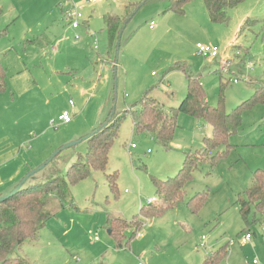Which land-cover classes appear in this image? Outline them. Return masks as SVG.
I'll return each instance as SVG.
<instances>
[{
  "label": "rangeland",
  "instance_id": "1",
  "mask_svg": "<svg viewBox=\"0 0 264 264\" xmlns=\"http://www.w3.org/2000/svg\"><path fill=\"white\" fill-rule=\"evenodd\" d=\"M139 1L0 0V65L7 72V90L0 93V137L7 136L19 153L10 165L22 172L16 186L60 147L93 132L110 113L123 114L146 90L170 112L185 96L186 73L197 77L211 105L218 102L219 78H229L223 92L227 112L264 86V0H244L228 9L224 23L209 20L202 0H189L183 14L166 11L168 0L148 1L126 23L115 48L104 30L105 16H123ZM72 4L96 33L97 50L94 37L72 29L64 18ZM197 42L217 46L218 57L198 55ZM221 57L222 63L229 62L226 72ZM62 110L70 112L69 124L58 120ZM175 120L173 138L164 148L148 132L136 134L125 114L105 169H90L77 180L68 177L72 199L59 201L52 194L51 215L38 240L15 253L30 264H201L205 255L227 243L223 264L253 259L264 264V214L245 224L237 202L251 183V171L264 169V102L244 109L239 130L229 138L232 146L219 159L202 162L175 208L144 218L130 247H116L106 219L132 221L149 198L158 199L153 180L173 177L185 154L200 149L211 134L203 120L181 112ZM216 151L224 152V147ZM84 152V141L61 150L26 184L56 174L66 178L68 167ZM114 172L115 193L107 180ZM196 193H204L205 200L193 214L186 202ZM244 228L252 233L249 240ZM125 234L132 235L131 228Z\"/></svg>",
  "mask_w": 264,
  "mask_h": 264
},
{
  "label": "trees",
  "instance_id": "2",
  "mask_svg": "<svg viewBox=\"0 0 264 264\" xmlns=\"http://www.w3.org/2000/svg\"><path fill=\"white\" fill-rule=\"evenodd\" d=\"M148 1L153 0L137 2L134 7L126 10L123 16H105L104 30L109 44H112L115 48L119 47V44L114 42L117 39L119 40L122 29L134 13ZM188 1L168 0L166 11L183 14V7ZM243 1L202 0V3L211 22L224 23L227 21V10L236 7ZM255 21L251 20L253 23ZM260 22L263 26L264 13ZM85 23H87V20ZM235 54L240 55L236 52ZM243 57L245 58V55ZM114 63H117L116 59ZM172 68H180V66L175 65ZM180 69L184 72L183 68ZM6 74V69L0 65V93L7 90ZM229 80L228 78L223 81L221 77L219 78L218 102L216 105H211L206 100L205 92L197 77H192V75L186 73L185 96L177 107L170 108V112H166L157 99L150 96V91L146 90L137 101L123 110V114L112 112L104 121L100 122L93 134L84 140L85 152L83 155H79L73 164L68 167L66 178L56 174L46 182L26 184L30 177L27 178L13 194L0 202V264H30L26 257L16 254L15 251L19 250L26 242L38 240L40 229L51 215L47 207L52 194H55L59 201L70 198L68 177L71 180H77L83 178L90 169H105L109 149L117 136L119 124L125 114L131 116L136 134L148 132L164 148L169 147L170 140L173 138L177 126L175 118L178 113L181 112L192 118L207 122L211 127V134L203 138V146L194 152L185 154L181 167L173 177L153 180L154 193L158 199L143 204L139 208L138 216H135L130 222L120 216L106 219L109 234L112 235L116 247L119 249L129 248L134 236L140 232L144 218L156 217L169 209L175 208L183 200L185 186L192 179V174L200 167L202 162L211 157L213 160H217L220 154H226L232 146L229 138L241 126L244 109L251 108L258 102H264V86H259L249 99L243 100L227 112L223 101V92ZM220 146L224 147V152L216 151ZM116 179V172L107 175L109 188L114 193L117 191ZM250 179V185L242 194H239L237 199L240 214L245 224L256 222L258 220L257 216L264 214V169L258 167L252 170ZM204 197V193H196L195 196L187 200L186 205L191 213H197L205 200ZM131 222L134 225H131ZM117 224L122 226L117 227ZM128 228H131L132 235L127 236L125 234V230ZM244 229L247 230V228ZM227 253L228 245L225 243L205 255L201 264H223Z\"/></svg>",
  "mask_w": 264,
  "mask_h": 264
},
{
  "label": "built area",
  "instance_id": "3",
  "mask_svg": "<svg viewBox=\"0 0 264 264\" xmlns=\"http://www.w3.org/2000/svg\"><path fill=\"white\" fill-rule=\"evenodd\" d=\"M89 1V0H87ZM64 18L70 23V26L72 29L74 30H78V29H84L85 32L94 37L95 38V42H94V46L93 48L95 50L98 49V41H97V35L95 32L91 31L90 28L88 27V25L85 23L86 19L83 17L81 11L79 10V8L72 4V7L70 8V6H68L64 13ZM153 25V22L150 23L149 27H151ZM76 39H79V35L76 34L75 35ZM195 51L198 55H201L203 57H206L207 59H216L219 55V50L217 48V46L214 45H210V44H203L200 42H197L195 44ZM238 53V52H237ZM223 58L221 57L220 63L222 65V71H227V66L229 64V62H223L222 63ZM246 66H249V64H247ZM233 81H236V79H233ZM69 103L71 104L72 102L69 101ZM58 120L60 122H63V124L69 123L71 121V115L69 111L66 110H62L59 115H58ZM51 125H54V121L51 120L50 122ZM134 144H131V147H134ZM154 201L153 198H149L148 202H152ZM260 230L262 232V234L264 235V225H262L260 227ZM252 237V233L248 232L245 233V239L249 240ZM204 237L201 238V242L199 243L200 247L204 246ZM138 264H144L141 260L138 262ZM250 264H258V260L257 259H253L251 261Z\"/></svg>",
  "mask_w": 264,
  "mask_h": 264
},
{
  "label": "crops",
  "instance_id": "4",
  "mask_svg": "<svg viewBox=\"0 0 264 264\" xmlns=\"http://www.w3.org/2000/svg\"><path fill=\"white\" fill-rule=\"evenodd\" d=\"M0 143V196H2L16 187V183L21 178L22 172L21 169H11L10 167L19 154L18 150L13 147L12 141L7 136H1ZM140 234L138 232L136 235Z\"/></svg>",
  "mask_w": 264,
  "mask_h": 264
},
{
  "label": "water",
  "instance_id": "5",
  "mask_svg": "<svg viewBox=\"0 0 264 264\" xmlns=\"http://www.w3.org/2000/svg\"><path fill=\"white\" fill-rule=\"evenodd\" d=\"M93 134V132H91L89 135L79 139L78 141H72L70 143H67L66 145H64L63 147H60L59 150H57L54 154H52V156L44 163L42 164L41 166H39L38 168L34 169V170H31L29 173H27L25 175V177L22 178V180L17 184V186L10 192L8 193L7 195H3L0 197V202L2 200H4L5 198L9 197L11 194H13L26 180L27 178H29L31 175H33L35 172H37L38 170H40L41 168H43L49 161L52 160V158H54L61 150L65 149V148H68V147H71L73 145H75L76 143L80 142V141H84L86 138H88L89 136H91ZM109 232V230H108Z\"/></svg>",
  "mask_w": 264,
  "mask_h": 264
}]
</instances>
